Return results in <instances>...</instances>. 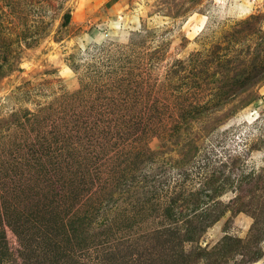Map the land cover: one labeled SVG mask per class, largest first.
<instances>
[{
	"label": "rangeland",
	"instance_id": "rangeland-1",
	"mask_svg": "<svg viewBox=\"0 0 264 264\" xmlns=\"http://www.w3.org/2000/svg\"><path fill=\"white\" fill-rule=\"evenodd\" d=\"M0 56L5 264L22 262L17 232L51 243L40 233L54 221L67 262L78 239L88 264L105 249L142 254L144 232L167 223L137 213L146 197L175 198L181 228L227 205L198 244L228 236L223 264H264V234L249 238L253 217L237 210L255 186L264 199V0H0ZM131 172L157 180L127 192L116 182Z\"/></svg>",
	"mask_w": 264,
	"mask_h": 264
},
{
	"label": "trees",
	"instance_id": "trees-1",
	"mask_svg": "<svg viewBox=\"0 0 264 264\" xmlns=\"http://www.w3.org/2000/svg\"><path fill=\"white\" fill-rule=\"evenodd\" d=\"M70 18V12L66 11L63 14V19L61 21V25H66ZM1 57V56H0ZM1 66V64H0ZM136 155H139L142 159L145 157L143 154V151L136 150ZM150 156V155H149ZM149 156L146 158L149 159ZM163 171V168L160 166V168H157V175H160ZM165 171V170H164ZM127 173H129L127 171ZM132 173V172H131ZM151 175L141 176L140 179H137L135 177L134 172L131 174V179H129L126 175L122 177L121 180L117 181V186L120 188L122 187H128L126 188L127 192H129L130 188H147V185H150L152 181H155L157 179H154L150 181L148 177ZM244 175L238 174L236 179L242 178ZM246 178H250V175H246ZM207 182V187H208ZM154 189L156 190V185L153 184ZM209 188V187H208ZM216 188H211L213 190V193L216 194ZM120 190V189H119ZM154 190V191H155ZM257 186H255L252 190L250 189V195L247 196V199L244 200L241 203V206L238 207L239 212H249L253 217V225L251 227L249 238H252L254 236V240L258 242L259 240V234H264V199L260 196V194H257ZM259 192V191H258ZM156 196L157 192H153ZM210 198H212L213 194L211 193ZM178 197V196H177ZM249 197V199H248ZM175 198H171L167 203L160 204L155 202L154 204L150 203V197H146L145 204L142 206H139V201H137L135 209L137 210V213H142L141 217L147 213L148 209H150V212H153L156 217L161 216L164 218V221L167 223L160 224L157 228H154L153 230H147L144 232L143 239H145V245H144V253L138 254L136 249L132 251L131 246L127 247L125 253H122L121 250L115 251L112 253V249H105L104 255L97 257V262L93 263L91 261L90 264H114V263H120L123 262V259L125 257L128 258H134V262L132 264H223L225 261L224 259H219V257L223 258L226 254H224L227 249L232 250L233 248H222L224 245L225 240L231 239L228 238V236L223 237L222 243L218 245H214L209 249H206L205 246H201L198 244L201 237L204 235L206 230L218 221L223 215L226 213L227 205L221 204V202H210L207 205V208L205 206L201 209V211H197L198 214H195L194 211H196L199 207L198 203L194 204L195 208H192L194 212V218L193 219H185L183 221L184 227L181 228L180 224H178V219L174 217V212L172 209L176 207V202L174 200ZM211 200V199H210ZM116 202L114 201L112 204H110L111 208L113 209ZM147 203L149 207L147 206ZM4 205V211L5 209ZM110 207L108 209H110ZM139 211V212H138ZM1 217V216H0ZM4 217V216H3ZM6 217V216H5ZM17 220L6 218L7 225L11 228L13 227L14 231H17L14 228V224L18 225ZM52 223V222H51ZM2 220L0 218V264H5V260L8 258V248H7V242L5 240V231L3 230L2 226ZM49 224V227L44 229V226H42V233L41 236L44 234L51 237V243L44 242L43 240L38 241L36 245L34 243L32 244V241H28L27 230L25 227L21 229V231L17 232V235H19L22 243V249L20 252V256L22 257L21 264H35L38 256V250H42L43 252L47 253L49 255L50 251H54L55 254V264H88L83 261H78V255L81 253L87 252V246L88 244L85 241H79L74 242L72 246H70L68 251L70 250L71 253H73V256L68 260V262L65 260V248L61 244L62 238H67L68 235L64 236L62 229L66 231V227L64 223H59V221L55 222L53 224ZM47 224V225H48ZM57 225V226H56ZM103 225H106L105 223ZM129 226V225H128ZM62 228V229H61ZM56 229L59 230L60 234L57 233ZM102 229V228H101ZM184 229V231L182 230ZM67 232V231H66ZM257 232V233H256ZM104 232H102L103 234ZM34 238V237H33ZM45 238V236H43ZM64 238V239H65ZM248 240V239H247ZM101 245L103 243V240H99ZM222 245V246H221ZM232 246H238L236 244H232ZM76 247V248H75ZM78 247V252L77 250ZM224 249V251L222 250ZM37 251V252H36ZM257 252V255H260L259 250L255 251ZM214 255V257L212 256ZM255 259L254 256L248 258L243 263H251ZM53 261V260H50ZM63 261V262H62ZM243 261V260H242ZM65 262V263H64ZM125 264V263H122Z\"/></svg>",
	"mask_w": 264,
	"mask_h": 264
}]
</instances>
